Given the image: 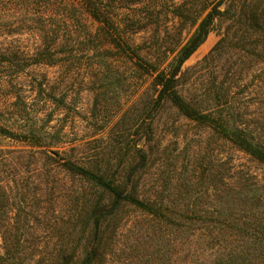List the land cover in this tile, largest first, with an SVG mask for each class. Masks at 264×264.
Listing matches in <instances>:
<instances>
[{"label": "rangeland", "instance_id": "1", "mask_svg": "<svg viewBox=\"0 0 264 264\" xmlns=\"http://www.w3.org/2000/svg\"><path fill=\"white\" fill-rule=\"evenodd\" d=\"M210 1L216 0H111V18L120 41L142 57L166 52L165 66ZM255 4L264 7V0L224 1L220 9L229 11L183 63L179 90L190 99L207 86L236 84L227 98L264 144V57L256 56L264 52V40L259 32H242L237 19L243 5L249 10ZM70 6L81 12L77 22L67 19L64 8ZM81 6V0H0V48L11 45L25 64L19 74L17 66H0V78L21 83L16 87L31 114L60 130L59 148L115 180L136 167L135 150L142 148L147 158L136 175L144 200L170 201L207 188L206 205L214 207L211 200L229 182H256L264 192V166L169 101L156 105L152 78L136 68L133 54L116 49ZM55 34L51 52L57 63H36L46 37ZM218 42L215 59L198 64ZM7 92L0 91V107L12 100ZM46 94L55 100L42 103ZM0 144L21 147L1 137ZM14 156L0 166L2 177L28 190L23 210L10 213V229L0 234V264H79L88 252L94 264H171L170 219L126 203L112 210L107 191L68 172L55 157ZM17 198L13 190L11 199Z\"/></svg>", "mask_w": 264, "mask_h": 264}, {"label": "trees", "instance_id": "2", "mask_svg": "<svg viewBox=\"0 0 264 264\" xmlns=\"http://www.w3.org/2000/svg\"><path fill=\"white\" fill-rule=\"evenodd\" d=\"M110 1L81 0V7L93 21L101 25L103 35L107 36L110 42H114L117 50L133 54L136 58V68L152 78L156 92L154 103L163 105L165 101H169L180 114L209 126L264 166V144L241 123V108L234 107L233 101L227 98L229 91L236 84L220 83L207 86L206 89L199 90L204 92L203 95L190 99L179 90L183 63L204 42L212 30L214 21L229 11L230 6L220 9L225 0H216L214 3L210 1L200 10L205 14L187 41L165 66L163 63L166 52L142 57L136 54V49L128 42L120 41L118 25L111 18L113 16ZM246 6L243 5L242 13L239 11L237 15L242 32H259L258 37L264 40V7L255 4L246 10ZM69 9L64 8L67 19L77 22L81 12L74 6ZM195 20L191 23H195ZM85 31L89 38L90 32L88 29ZM57 38L56 34L46 37L48 42L39 50L40 59L35 60L36 63H57L58 59L54 58L55 54L51 52V46ZM218 45L219 42L198 64L209 59L214 60ZM15 54L11 45L0 48V66H17L16 74H19L25 66L24 58ZM258 55L264 57V52L256 53L257 57ZM20 84L15 80L8 82L0 78V91H8L7 97L12 98L5 107H0V137L21 145L20 148H9L7 144H0V166L9 156L13 158L16 154L18 158L27 156L33 160L38 156L45 159L55 157L68 172L79 175L107 191L112 197V210L121 203H126L154 216L170 219L168 244L171 264H264V192L256 182H249L247 185L244 182L226 183L227 189L211 200L214 207L206 205L207 188L195 194L182 192L170 201L141 199L138 196L139 177L136 174L138 163L147 158V153L142 148L135 150L138 160L136 167H131L120 180L93 171L83 165L80 158L67 155V149L59 148L58 144L62 143L60 130L50 126V119L41 122L40 114H31V104L16 87ZM54 100L53 96L46 94L42 103ZM9 159L13 160L10 157ZM13 190L17 194V202L11 199ZM27 190V186L17 180H4L0 168V234H5L10 229V213L14 211L17 216L23 210ZM255 248L259 250H254ZM79 264H94V255L86 253Z\"/></svg>", "mask_w": 264, "mask_h": 264}]
</instances>
